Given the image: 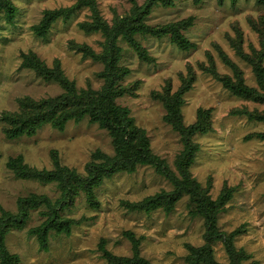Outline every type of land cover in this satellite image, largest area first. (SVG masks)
Instances as JSON below:
<instances>
[{"label": "rangeland", "instance_id": "1", "mask_svg": "<svg viewBox=\"0 0 264 264\" xmlns=\"http://www.w3.org/2000/svg\"><path fill=\"white\" fill-rule=\"evenodd\" d=\"M11 1L17 7L11 22L0 10V117L3 112L16 111L20 97L39 100L63 92L56 81H45L32 69L21 67L22 53H34L49 67L58 60L63 74L74 81L76 88L97 89L102 85L103 77L99 76L102 61L84 57L70 45L73 41L89 45L96 52L102 50L101 32H86L79 26L80 22L91 20L92 11L87 4L67 19L59 16L46 34L39 36L34 26L42 20L44 10L71 6L75 0ZM94 1L109 24L114 16L123 15L131 6L130 0ZM135 1L141 4L144 0ZM190 16L192 24L183 34L194 46L187 50L177 47L168 35L158 38L136 34L137 40L154 58L152 62L139 59L125 40L117 41L121 47L119 63L128 69L120 84L135 83L136 87L134 94L125 93L116 101L128 107L136 125L145 129L152 151L176 171L174 160L183 148L181 136L163 119L165 110L155 93H162L167 85L173 92L183 77L194 78L192 86L183 94V123L188 125L195 121L198 107L210 108L212 129L192 137L199 148L189 167L190 173L202 187L208 188L212 198H216L224 186L233 187L231 198L218 214L217 226L225 233L240 228L232 241L248 255L241 264H264V140L254 134L264 132V121L249 120L245 115L231 112L233 108L242 107L262 110L264 105L232 94L215 77V73L232 74L224 54L239 66L246 84L257 85L251 65L238 55L237 42L231 38L236 37L239 30L240 48L244 52L249 54L252 48H261L264 2L175 0L168 7H153L145 19L148 24L157 25ZM96 149L113 152L106 130L87 118L78 122L69 120L61 130L45 124L33 135L17 138L5 135L0 119V212L1 208L16 212L17 199L29 193L45 194L51 200L60 196L54 182L16 177L6 167L8 157L21 154L30 166L50 169L54 166L55 151L61 165L84 173V166ZM171 188V183L147 164L138 165L132 173L118 172L94 188L97 206L91 205L81 193L62 210V215L78 222L69 235L51 233L47 250H42L36 236L28 232L45 218L40 213L43 206L30 211L23 227L7 232L6 246L18 256L19 264H105L106 259L98 249L100 240H105V247L111 253L131 256V241L124 235V231H131L141 237L139 253L151 264H186V243L194 246L204 243L203 219L190 216L186 194L169 212L160 207L131 211L122 205L123 200H141L161 189ZM211 246L217 261H228L220 240Z\"/></svg>", "mask_w": 264, "mask_h": 264}, {"label": "trees", "instance_id": "2", "mask_svg": "<svg viewBox=\"0 0 264 264\" xmlns=\"http://www.w3.org/2000/svg\"><path fill=\"white\" fill-rule=\"evenodd\" d=\"M174 1L144 0L139 4L135 0H130L129 11L123 15L114 16L112 24L107 23L101 16L94 0H75L71 6L44 10L42 20L34 26V31L39 36H44L50 24L59 16L67 19L81 6L87 4L90 7L91 20H84L79 23V26L86 32L96 30L101 32L103 35L102 50L96 52L89 45L73 41H70V45L80 50L84 57L88 56L93 60L102 61L103 70L99 76L103 77V83L97 89H92L90 86L76 88L74 81L69 80L63 74L58 60H55V64L49 67L34 53H22L21 67L32 69L45 81H56L62 87L63 92L57 96L39 100L29 96L18 98V109L3 112L0 117L4 123V133L8 138L31 136L45 124L61 130L69 120L78 122L87 118L90 123H96L99 128L106 130L113 152L109 154L100 149L93 151L90 160L84 166V173L61 165L55 151L53 152L54 166L50 169L30 166L23 161L21 154L8 157L6 167L16 177L36 179L43 183L54 182L60 191V196L51 200L45 194L29 193L17 199L16 212L1 208L0 264H19L18 256L8 250L5 237L11 229L23 227L31 210L43 206L40 213L45 218L39 225L29 228L28 232L36 236L42 250H47L51 233L69 235L72 226L77 224L78 220L61 214L62 210L68 208L77 196L84 193L87 201L97 206L95 187L99 186L105 178L118 172L132 173L141 164L152 166L157 174L164 176L171 183L172 188L170 190L161 189L141 200H123L122 205L131 211H150L160 207L169 212L173 209L175 202L186 194L190 216L201 217L204 224V243L199 246L189 243L185 245L188 250L185 256L186 264H241V261L248 257L243 249H237L232 241L240 228L225 233L217 226L218 214L223 210L226 201L231 198L233 187L224 186L219 195L212 198L208 193V188L202 187L189 170L199 148L192 137L197 133H206L212 129L210 108L198 107L195 121L188 125L183 123L181 111L184 101L183 94L192 86L194 78L191 75L183 77L181 84L173 92H170V86L167 85L162 93H155L165 110L163 119L181 136L183 148L174 160L176 171H173L162 157L152 151L145 129L136 125L128 107L116 101L125 93L134 94L136 87L135 83L120 84L128 69L119 63L121 54V47L117 43L119 39L125 40L134 49L137 57L146 62H152L154 58L140 44L136 34L158 38L168 35L170 40L183 50L194 46V43L183 34V30L192 24V16L166 24L150 25L146 22L145 18L151 13L153 7L157 5L168 7L173 5ZM198 1L194 0V2ZM257 2H264V0H257ZM0 10L4 12V18L8 22H11L17 13V7L11 0H0ZM236 32V37L231 40L237 42L238 55L251 65L257 85L246 84L239 66L222 53L232 69V74L215 73V77L232 94L264 105V36L261 35L260 38L261 48H252L248 54L240 48L241 34L239 30ZM210 62L212 64L211 58ZM231 112L245 115L249 120L264 121V109L248 110L242 107L233 108ZM254 134L264 140L263 131ZM124 235L131 241L132 255L111 253L105 247V240L101 239L98 249L106 259L105 264H151L139 253L141 237H136L131 231H124ZM217 240L222 242L227 254L228 261L225 263L214 258L211 245Z\"/></svg>", "mask_w": 264, "mask_h": 264}]
</instances>
